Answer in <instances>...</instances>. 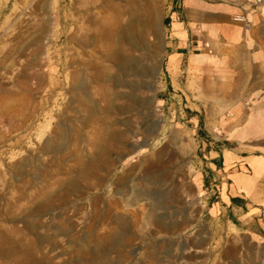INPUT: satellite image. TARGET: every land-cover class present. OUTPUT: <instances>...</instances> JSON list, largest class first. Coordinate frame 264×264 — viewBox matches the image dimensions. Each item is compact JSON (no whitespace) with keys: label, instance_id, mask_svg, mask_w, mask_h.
Segmentation results:
<instances>
[{"label":"rangeland","instance_id":"obj_1","mask_svg":"<svg viewBox=\"0 0 264 264\" xmlns=\"http://www.w3.org/2000/svg\"><path fill=\"white\" fill-rule=\"evenodd\" d=\"M170 3L0 0V264H264L167 95Z\"/></svg>","mask_w":264,"mask_h":264},{"label":"crops","instance_id":"obj_2","mask_svg":"<svg viewBox=\"0 0 264 264\" xmlns=\"http://www.w3.org/2000/svg\"><path fill=\"white\" fill-rule=\"evenodd\" d=\"M253 1L171 0L161 52L178 124L219 177L210 211L264 240V4Z\"/></svg>","mask_w":264,"mask_h":264},{"label":"built area","instance_id":"obj_3","mask_svg":"<svg viewBox=\"0 0 264 264\" xmlns=\"http://www.w3.org/2000/svg\"><path fill=\"white\" fill-rule=\"evenodd\" d=\"M261 4H264V0H254L253 1V5H261ZM234 19L237 21H245V17L243 15L234 16Z\"/></svg>","mask_w":264,"mask_h":264}]
</instances>
